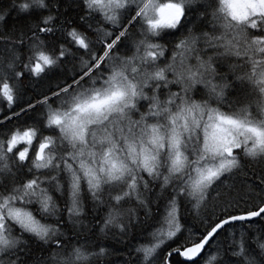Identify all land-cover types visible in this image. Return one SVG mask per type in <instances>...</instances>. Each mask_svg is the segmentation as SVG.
I'll use <instances>...</instances> for the list:
<instances>
[{
	"label": "snow or ice",
	"instance_id": "1",
	"mask_svg": "<svg viewBox=\"0 0 264 264\" xmlns=\"http://www.w3.org/2000/svg\"><path fill=\"white\" fill-rule=\"evenodd\" d=\"M0 264H264V0H0Z\"/></svg>",
	"mask_w": 264,
	"mask_h": 264
}]
</instances>
